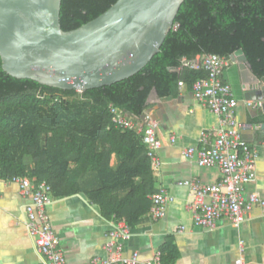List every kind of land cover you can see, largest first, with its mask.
<instances>
[{
    "label": "trees",
    "instance_id": "1",
    "mask_svg": "<svg viewBox=\"0 0 264 264\" xmlns=\"http://www.w3.org/2000/svg\"><path fill=\"white\" fill-rule=\"evenodd\" d=\"M116 0H61L60 24L72 30ZM157 53L134 75L106 86L77 91L19 79L0 58V179L34 178L55 197L84 194L108 220L134 228L148 212L155 180L141 136L116 128L109 104L140 115L152 91L177 93L206 77L182 60L242 49L249 69L264 78V0H183ZM173 23V24H174ZM112 155L115 161L111 164ZM175 246L161 247V263L174 264Z\"/></svg>",
    "mask_w": 264,
    "mask_h": 264
},
{
    "label": "crops",
    "instance_id": "2",
    "mask_svg": "<svg viewBox=\"0 0 264 264\" xmlns=\"http://www.w3.org/2000/svg\"><path fill=\"white\" fill-rule=\"evenodd\" d=\"M222 76L237 99L236 117L246 125L242 135L258 152L255 177L245 185L244 194L255 192L264 198V99L258 100L249 91L258 78L248 64L243 66L241 56L230 58ZM261 84L264 86L263 79ZM144 111L157 121V135L162 142L157 152L160 165L152 169L155 188L166 189L171 200L162 218L153 220L146 213L130 228V237L122 240L123 255L138 251L144 264L155 251L161 252L165 243H171L178 253L174 264H234L238 258L264 264V213L258 206L247 211L246 220L238 227L226 218L217 220L212 228L199 227L191 212L193 192L189 186L179 184L183 180L207 185L220 181L217 167L200 166L195 158L183 154L185 148L201 146L202 130L214 133L219 127L218 117L194 98L187 84L177 87L173 95L159 96L152 91ZM114 161L112 155L111 164ZM28 201L16 183L0 179V264H47L24 226ZM46 210L68 264H92L95 258L107 257L104 245L111 239L109 233L116 220L105 219L99 206L90 203L84 194L53 196Z\"/></svg>",
    "mask_w": 264,
    "mask_h": 264
},
{
    "label": "built area",
    "instance_id": "3",
    "mask_svg": "<svg viewBox=\"0 0 264 264\" xmlns=\"http://www.w3.org/2000/svg\"><path fill=\"white\" fill-rule=\"evenodd\" d=\"M173 24V28H177ZM230 62V57L214 53L202 54L198 59H183L182 66L203 69L206 77L197 79L191 86L194 98L203 103L219 119V127L200 132L201 146L185 148L183 154L187 158H195L200 166H215L220 170L221 179L214 184H202L194 180L179 181L187 185L193 192L191 212L194 224L203 228L214 227L217 220L228 219L235 227L246 220V213L252 206H258L264 213V198L255 192L247 195L245 185L255 177V161L257 149L242 135L246 126L238 121L235 111L237 99L231 86L223 80V71ZM185 83L178 81L179 89ZM112 124L121 130L134 131L141 136L147 155L154 170L160 165L157 152L162 145L157 135L158 123L150 114L143 111L140 115H130L120 108L109 104ZM174 141V137H171ZM10 181L16 183L19 192L29 198L25 205L24 226L32 240L37 253L47 264H68L66 256L60 247V241L54 232L46 210L53 195L51 186L45 182L37 183L34 178L13 176ZM151 205L147 212L153 220L162 218L166 212V204L171 200L166 189L160 188L150 196ZM130 227L124 222L116 221L110 231V240L104 245L107 257L95 258L92 264H141L139 252L130 255L122 253V240L130 237ZM242 251V243H240ZM161 252L155 251L152 259L144 264H162ZM234 264H259L236 259Z\"/></svg>",
    "mask_w": 264,
    "mask_h": 264
},
{
    "label": "water",
    "instance_id": "4",
    "mask_svg": "<svg viewBox=\"0 0 264 264\" xmlns=\"http://www.w3.org/2000/svg\"><path fill=\"white\" fill-rule=\"evenodd\" d=\"M183 0H116L72 30L60 24L61 0H0L2 69L19 79L83 91L140 71L158 52ZM246 57L239 49L230 58ZM251 87L258 100L264 86Z\"/></svg>",
    "mask_w": 264,
    "mask_h": 264
}]
</instances>
